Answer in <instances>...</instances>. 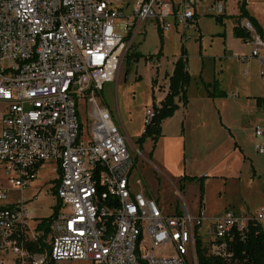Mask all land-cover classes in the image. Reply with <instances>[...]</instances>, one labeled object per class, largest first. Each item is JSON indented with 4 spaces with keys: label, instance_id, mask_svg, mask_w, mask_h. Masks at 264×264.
<instances>
[{
    "label": "built area",
    "instance_id": "obj_1",
    "mask_svg": "<svg viewBox=\"0 0 264 264\" xmlns=\"http://www.w3.org/2000/svg\"><path fill=\"white\" fill-rule=\"evenodd\" d=\"M214 1L220 14L224 2ZM195 4L0 0V164L18 189L53 164L59 204L45 240L50 248L33 252L27 244L43 234L40 220L32 223L25 203L5 201L8 187L0 182V253L20 264H199V239L210 254L228 258L236 235L253 222L264 228V200L256 212L225 210L208 221L205 233L204 206L197 213L164 212L136 188L134 157L102 99L143 23L155 20L164 33L176 27L185 33L196 23ZM241 26L251 33L248 57L264 63V38L250 20ZM154 116L149 109L146 125ZM254 136L264 158V124L255 125Z\"/></svg>",
    "mask_w": 264,
    "mask_h": 264
},
{
    "label": "rangeland",
    "instance_id": "obj_2",
    "mask_svg": "<svg viewBox=\"0 0 264 264\" xmlns=\"http://www.w3.org/2000/svg\"><path fill=\"white\" fill-rule=\"evenodd\" d=\"M248 2L250 7L258 8L261 13H264V0H248ZM212 3L214 0H197L195 4V10H198L201 15L200 25L205 35L206 54L210 55L204 58V74L206 76L213 74L214 65H216V69L220 67L219 58H216L215 63L213 58L223 55L224 49L227 48V55L221 60L223 69H226L227 66L231 67L237 73L240 72L238 75L241 82H249L252 72L257 68L256 58L259 57H249L243 61L235 54L230 56L232 46L237 49L238 54L243 53L247 56H249L252 46L234 36L233 21L229 20L223 25L216 20L218 1L214 3L213 8H211ZM224 3L225 13L235 12L237 0H228L227 3ZM176 28L179 29V32ZM176 28L165 33L163 47L158 24L155 20H146L122 62L118 79L106 83L102 91L104 104L106 101L113 110L114 121L120 127L134 157L133 179L136 188L144 190L150 197L155 198L153 196L156 195L157 188L161 186L166 194L165 202H167L166 204L162 203V206L167 212H173V207L176 205L183 208L184 202L189 205L192 211L197 210L200 204V182L188 181L185 190L182 191V196L179 195L173 182H170L161 173H158L160 177L158 179L157 173L149 167L150 164L147 165L148 153L153 149L154 141L147 138L141 149L137 138L146 128L145 117L148 110L153 108L151 76L155 74L152 82L156 81L158 73L164 74L163 78L167 77L166 70L172 71L173 62L181 56L183 46H185L189 57L190 68L196 70L201 67V48L199 47L200 41L197 39L201 31L197 22L193 27L187 28L185 33L181 27ZM218 33H225V35L220 36ZM131 53H139L140 56L137 59L129 58ZM161 58L162 61H160ZM247 71L248 73H246ZM261 77L264 79L263 76ZM158 82L157 80L155 84L153 83L154 87ZM234 91L236 93V90ZM230 98L235 97L230 95ZM231 100H228V105H231ZM240 111H243L246 117L241 118L240 115L243 114ZM250 114L249 110L241 109L239 106H228L225 109L224 122L229 125L234 135H231L224 126L222 131L219 130L221 125L217 116L215 121L218 124L216 125L215 121L213 123V129H216L214 136L210 135L203 139L199 138L200 135L196 133H190L187 136L183 166L186 167L187 173L190 175L205 174L209 176L203 181V203L206 211L203 233H205L208 221L221 216L225 208L233 209L239 213L254 212L263 203L264 160L254 147L252 128L255 122ZM80 117L87 126L89 121L86 106H82ZM235 141L238 142L242 151L240 147H234ZM244 155H248V158H245ZM252 164L257 169L255 175ZM53 168V164H44L28 187L18 189L9 186L7 176L0 164V182H3L6 188L8 187L5 201L25 203L27 215L34 224L43 217L53 215L54 207L58 203L55 190L57 173L53 171ZM159 181H161L160 184H158ZM169 205L172 208L168 207ZM0 262L1 264H20L16 262L13 255L6 253H0ZM62 264L95 263L86 260L63 262Z\"/></svg>",
    "mask_w": 264,
    "mask_h": 264
},
{
    "label": "crops",
    "instance_id": "obj_3",
    "mask_svg": "<svg viewBox=\"0 0 264 264\" xmlns=\"http://www.w3.org/2000/svg\"><path fill=\"white\" fill-rule=\"evenodd\" d=\"M174 1L178 3L180 0H174ZM223 1L227 3L228 0H223ZM239 1L240 0H237V7H236L235 12L233 13H228V12L225 13L226 8L224 6V11L221 12L220 14H225V17L223 19V22L222 23L219 22V23L224 25L229 20L233 21L232 32L234 36L240 41H245L244 39L237 37L236 34L234 33V27L238 24V20L236 17H233V16H237L239 14ZM247 10L250 13V15L254 16L257 19L258 23L264 29V13H261L258 8L250 7V3L248 2V0H247ZM218 15L219 14L216 13V16ZM200 19H201V15L197 10L196 11V22H197L198 28L201 31V34L197 38L200 41L199 47L201 48V51H200L201 52L200 54L202 57L201 67L199 69L192 70L190 68L189 57H188V70L191 75V81L187 88V94H186L187 103L184 104L182 101H178L179 108L175 111L174 115L169 118H166L163 121L162 136L158 139L157 143L153 144V149L149 151L148 158H147V162H148L147 165L150 164L149 167L152 168V170H154L157 173V178L160 179V177L158 176V173L165 175L166 178L170 180V182H173L176 185L177 192L181 196H182V191L185 190L186 184L188 182L186 181L184 183L185 184L184 190H180V185L183 183L182 181L183 177L185 176L209 177L205 174L204 175H190L187 173L186 167L183 166V159L185 157V149H186V139H187L188 134L196 133L197 135H200L199 138H202V139L208 138L210 135L214 136L216 129H213L214 128L213 123L215 121V118H217L218 116V121L220 122L219 124L221 125V127L219 126L220 127L219 130L222 131L223 130L222 128L224 126L231 135H234L229 125L224 122L225 109L226 107L231 106V105L239 106L241 109L249 110V112H251L250 115L254 119L253 122H255L252 128L254 141L256 140L254 136L255 125L264 124V79H262L261 77L263 76L264 78V74H262L264 70L263 61L261 60V58H256L255 63H256L257 68L254 69V71L252 72V77H250V81L241 82L240 76L238 75V73L240 74V72L237 73L235 69H232L231 67H228V66L226 67V69H223L222 67L221 60L223 57H226L227 55V48H226L224 49L223 55L214 56L213 58L214 63L216 62V58L217 57L219 58L220 67L216 69V65H214L213 66L214 73L206 76V74H204L205 72L204 58L209 57L210 55L206 54L207 49L205 45V35L200 25ZM176 29L179 32V29L178 28ZM159 30L162 31L160 28ZM165 33L162 32L163 38L165 37ZM218 35L224 36L225 33H218ZM163 47H164V44H163ZM237 52H238L237 49L236 48L234 49L232 46V51H230V56L231 54L233 55L235 54V56H239V58H241L243 61H246V59L249 58L247 54H243V53L238 54ZM162 58L160 59V61H162ZM175 62L176 61L173 62V67H172L171 72L166 70V73H168V76L166 73L165 75L167 77L164 76L163 78L164 74L162 75L158 73V77L156 76L157 78L156 81L158 80L159 82L157 83L156 87H154L153 85V83L155 84L156 81L152 82V79L154 78L155 74L151 76V84L153 88V101H152L153 103L152 104L155 103L159 105L161 101L165 98L168 92V89H169V76L172 74L174 70ZM158 69L160 71V68ZM246 73H248V71ZM122 74H123V71L121 75ZM118 76H119V72H118ZM118 76H117V79H118ZM163 79L165 80L162 81ZM208 84L211 85V87L209 88L210 91L212 93H215V95L212 96L210 95V92H208V89H207ZM234 90H236V93H234L235 92ZM220 92H223V95H221ZM230 95L235 98H230ZM231 99H234V100H231ZM228 100H231V105H228L229 103ZM105 105L110 109L113 115V110L111 109V107L108 105L106 101H105ZM240 113L243 114V115H240L241 118L246 117L243 111H240ZM215 123L216 125L218 124L216 121ZM144 145L145 143L143 144V146ZM234 147L235 148L240 147L237 141H235ZM240 150L242 151V148ZM244 156L245 158H248V155H244ZM262 158H263V155H262ZM251 160L253 159L251 158ZM252 166H253L252 170L255 175L257 174V169L256 167H254L253 164ZM160 182L161 181H159L158 184H160ZM153 197H155V199L159 203L162 210L166 213L180 212L181 209L183 208H187L191 212L197 213L198 209L201 206V203H200L197 210L192 211L189 208V205L186 202H184L183 208L176 205L175 207H173L174 208L173 212H167L165 211V207L162 206V203L166 204L167 202H165L166 194L162 190L161 186L157 188V193ZM263 200H264V197H263ZM10 203H14V202H10ZM168 207L172 208L170 205ZM204 207H205V204H204ZM227 209L228 208H225V210ZM225 210L223 211V213L225 212Z\"/></svg>",
    "mask_w": 264,
    "mask_h": 264
},
{
    "label": "trees",
    "instance_id": "obj_4",
    "mask_svg": "<svg viewBox=\"0 0 264 264\" xmlns=\"http://www.w3.org/2000/svg\"><path fill=\"white\" fill-rule=\"evenodd\" d=\"M225 14H219L216 16L218 22H223ZM229 17V16H228ZM232 17V16H231ZM236 17L238 24L234 27V33L237 37L244 39L245 41L251 38V33L241 26V20L246 18L250 20L256 30V32L264 38V29L258 23L257 19L250 15L247 10V0L239 1V14ZM161 43L163 45V34L160 31ZM161 53V52H160ZM139 53L129 54V58H138ZM191 81V75L188 70V54L185 46L182 47L181 56L175 62L174 70L169 76V89L165 98L159 105L153 104L155 110V116L152 122L146 125L142 135L137 138V143L142 149L143 144L147 138H151L154 143L162 136V123L166 118L174 115L175 111L179 108V102L187 103V88ZM211 85H207L210 95H215L210 91ZM223 95V92H220ZM204 176H185L182 178L183 183L180 185V190H184L186 181H199L200 182V203H203V181ZM57 180H55L56 182ZM59 204L54 207V214L49 217H43L40 219V223L37 226L39 231H42L38 243H28L29 249L33 252L43 250V248H50V245L45 242L50 233V223L57 215ZM41 245V248L39 246ZM233 255L231 257H223L212 255L208 252L207 248L203 246L202 240L197 242V256L199 264H264V228L259 223H251L249 229L245 234H238L234 238L232 246Z\"/></svg>",
    "mask_w": 264,
    "mask_h": 264
}]
</instances>
